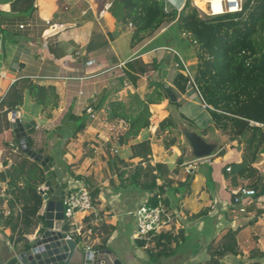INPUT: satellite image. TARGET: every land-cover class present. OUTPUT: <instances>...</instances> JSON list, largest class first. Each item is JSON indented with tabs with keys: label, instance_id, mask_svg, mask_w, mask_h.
Wrapping results in <instances>:
<instances>
[{
	"label": "crops",
	"instance_id": "crops-1",
	"mask_svg": "<svg viewBox=\"0 0 264 264\" xmlns=\"http://www.w3.org/2000/svg\"><path fill=\"white\" fill-rule=\"evenodd\" d=\"M112 1L37 0L30 13L18 15H10L7 3L0 4V10L4 12L0 16V28L5 30L3 34L0 33V98L18 77H29L39 84H53L59 101L50 120L40 115L41 106L32 102L28 92L24 91L23 102L19 107L20 118L23 122L32 120L36 124L34 131L28 134L33 141L31 148H43V155L48 154L47 149L54 150L51 156L53 170L58 173V182L66 183V187L86 185L91 191L98 190L93 208L74 215V219H83L84 222L97 219L91 238L83 240L79 237V241L91 250L104 247L111 249L124 264H206L226 231L236 230L237 253L214 256V260L218 264H264V255H259L260 252L264 253V195L244 198L245 211L240 212L232 199L234 191L242 186L237 185L233 189L226 186V167L242 160L243 145L236 140L227 141L226 136L212 128L211 118L205 109L196 111L201 101L191 85L187 86L184 94L175 89V68L167 66L164 82L172 87L177 99L181 100L179 114L195 126L184 127L175 143L166 147V131H157L159 121L169 114L166 109L169 100L164 98L159 103L149 104V127L141 129L125 145L117 141L109 143L110 135L119 125L107 123L104 110H95L93 105L102 90L122 74L123 62L152 43L150 40L137 50L130 48L128 53L124 52L130 28L121 24V10L112 8ZM183 1L166 0L170 7L177 9L182 7ZM148 74L141 75L137 83L142 78L146 81ZM137 83L135 87L128 85L120 90L119 97L124 98L129 89L146 98L148 95L143 93L146 82H141L139 86ZM189 88L195 99L189 97ZM184 99L188 102L187 107L183 103ZM185 107L192 109L193 114ZM69 112L75 117L86 119L85 127L76 134H70L66 126L62 125ZM9 114L6 115L8 121ZM198 128L202 136L196 132ZM185 129L196 132L205 142L214 145L209 156L197 159L192 154L185 138ZM7 132V128L0 131V259L22 244L16 245L15 236L11 238L10 227L5 219L10 209L5 192L7 182L3 180V174L15 161L12 155H18L19 158L16 145L12 142L10 144L15 148L2 145ZM142 140L150 142V162H163L170 170L171 188L162 196L168 200L173 219L162 232H171L177 235L178 240L171 243L170 254L154 263L146 251V246L151 247L153 244L147 242L142 246L139 239L147 237L135 239L132 236L135 219L130 213L140 203L147 201L149 193L119 178L108 164L110 159H115L117 166L118 159L131 165L137 163L140 158L131 157L130 145ZM112 148L117 149V152H113ZM180 156L182 162L179 164L177 159ZM94 165L106 169L103 176H96L98 172ZM253 166L264 181V153ZM187 173L192 175L189 193L185 194L183 189L174 192L173 188L185 179ZM251 181L252 178L247 179L243 187L252 188L246 185ZM203 209L206 210L201 216H193ZM12 212L14 215L20 212V205L16 204ZM39 213H44V203ZM40 224L38 222L37 227L29 230L28 242L34 239ZM72 237L76 238L77 235L72 234ZM101 243H104V247L96 248Z\"/></svg>",
	"mask_w": 264,
	"mask_h": 264
},
{
	"label": "trees",
	"instance_id": "trees-1",
	"mask_svg": "<svg viewBox=\"0 0 264 264\" xmlns=\"http://www.w3.org/2000/svg\"><path fill=\"white\" fill-rule=\"evenodd\" d=\"M204 2L208 0H203ZM9 5L10 15L28 14L36 6L37 0H0ZM111 7L121 10L120 22L130 28L129 47L137 50L144 43L161 39L162 42L138 50L131 58L122 64V74L105 87L96 103L95 110L103 109L105 121L119 125L110 135V142L117 141L120 145L134 139L139 131L150 126L151 112L149 104L159 103L167 98L161 89L164 79L160 76V65L163 62L162 51L174 52L181 59L183 66L176 69L173 78L175 89L184 94L191 85L205 110L209 114L211 127L226 136L227 141L236 140L243 145L242 160L229 167L226 172V186L229 189L245 185L247 179H253L249 184L255 190L254 196L264 195V181L257 175L253 164L264 153V0H244L240 11L216 15L202 14L191 0H185L182 7H167L165 0H113ZM220 11V10H219ZM4 12L0 10V16ZM168 29V31H166ZM0 28V33H4ZM150 46V45H149ZM151 71L146 77L145 89L150 90L146 98L136 91L126 90L125 97H119V91L128 85L136 86L137 80L144 73ZM191 88H189L190 92ZM24 91L29 98L41 106L40 115L50 120L58 107L59 95L53 84H39L29 77H18L6 89L0 98L1 115L5 118L7 137L3 146L15 148L10 143L14 140L10 122L6 119L8 112L19 109L23 102ZM188 92V94H189ZM185 101V100H183ZM170 106L178 107L177 102L168 101ZM180 119H186L177 113ZM252 120L256 124H250ZM85 117H75L67 113L62 125L70 134H76L85 127ZM187 121V119H186ZM175 115L169 113L159 121L158 132H169L177 126ZM189 127L192 122L187 121ZM30 146L33 141L28 136ZM174 136L164 141L168 147L174 144ZM131 157H139L134 165L127 161L115 159L108 161L112 172L124 181L135 184L141 190L148 192L146 203L155 205L158 195L168 207L167 198L162 194L171 188L170 170L163 162L151 163V147L149 140H142L130 145ZM44 154L43 148L34 149ZM19 158L13 161L4 171L6 180V200L10 212L6 215L10 227L11 238L23 249L29 247L26 240L31 228L42 223L44 214L39 211L44 203L43 194L38 188L45 181V172L41 165L20 150ZM52 161L50 154H45ZM182 162V156L177 163ZM128 167H132L127 169ZM56 177V173L53 170ZM78 177V176H76ZM192 175L187 173L183 181L173 188L174 192L183 189L185 194L190 191ZM122 182V181H121ZM62 188L66 183H60ZM93 204L98 190L91 191ZM16 204L20 212L13 214ZM206 209L194 214L201 216ZM4 217V215H1ZM37 228L36 234L41 232ZM236 230H227L221 243L213 248L211 258L206 264H212L214 256L227 253L236 254ZM75 240L79 241L77 236ZM177 242V235L171 232H160L139 239L144 246L151 262H158L161 257L171 253L172 242ZM104 247V243L96 248ZM263 256L264 253L259 254Z\"/></svg>",
	"mask_w": 264,
	"mask_h": 264
},
{
	"label": "water",
	"instance_id": "water-1",
	"mask_svg": "<svg viewBox=\"0 0 264 264\" xmlns=\"http://www.w3.org/2000/svg\"><path fill=\"white\" fill-rule=\"evenodd\" d=\"M161 89L167 99L177 102V94L167 83H161ZM10 127L14 133L12 144L30 159L37 161L45 172L43 187L44 219L40 224L41 232L36 234L27 249H13L0 259V264H124L109 248L87 249L82 241L68 237L69 226L64 221L61 197L63 190L54 175V163L50 158L31 148L28 134L35 129V122H23L19 109L10 112ZM185 138L196 158L211 154L214 145L205 142L196 132L184 130ZM47 190V191H45ZM213 264H218L214 261Z\"/></svg>",
	"mask_w": 264,
	"mask_h": 264
},
{
	"label": "built area",
	"instance_id": "built-area-1",
	"mask_svg": "<svg viewBox=\"0 0 264 264\" xmlns=\"http://www.w3.org/2000/svg\"><path fill=\"white\" fill-rule=\"evenodd\" d=\"M243 1L244 0H208L205 2L204 9H201L192 0L194 6L206 15L240 11ZM215 5L220 7L219 12L214 10ZM19 27L22 28L23 25L20 24ZM201 107L205 109V105L202 103ZM250 124L259 125L252 120H250ZM112 151L116 153L117 149L112 148ZM226 170H229V167H226ZM41 187H43V185H41ZM62 190L63 194L61 201L63 204L64 221H66L69 226L68 237H72V234H75L83 240H88L93 233V226L97 219H93V221L90 222H84L82 221L83 219H74V215L76 212H87L93 208L94 205L91 190L85 185H69L62 188ZM254 194L255 190L253 188L239 187L234 191L232 199L233 203L238 205V210L240 212H243L245 211L243 199L253 196ZM157 197V204L150 205L146 202H142L130 211L135 219V229L132 233V236L135 239L147 237L149 233L152 235L160 233L171 223L173 214L163 203L161 196L158 195ZM86 248L90 249L89 246Z\"/></svg>",
	"mask_w": 264,
	"mask_h": 264
},
{
	"label": "rangeland",
	"instance_id": "rangeland-1",
	"mask_svg": "<svg viewBox=\"0 0 264 264\" xmlns=\"http://www.w3.org/2000/svg\"><path fill=\"white\" fill-rule=\"evenodd\" d=\"M166 1V0H165ZM194 1V3L198 6V7H200L201 9H204V7H205V2L203 1V0H193ZM181 2H182V0H181ZM184 2V1H183ZM167 3V2H166ZM191 3H192V5H194L193 4V2H192V0H191ZM167 7L169 8L170 7V5L167 3ZM214 10L215 11H217V12H219V10H220V7L218 6V5H215V7H214ZM201 13L202 14H204L202 11H201ZM166 31H168V29L166 30ZM129 38H130V35H129ZM128 38V39H129ZM162 42V40L161 39H155L151 44H150V46L149 47H151V46H153L154 44H158V43H161ZM125 53H128L129 52V50H130V47H129V40L127 41V43H126V46H125ZM162 56H163V62L161 63V65L159 66L160 68V76L163 78L164 77V75H165V71H167V66H170V67H173V68H175V69H179L180 67H182L183 66V63H182V61H181V59L179 58V56L177 55V54H175L174 52H172V51H169V50H163L162 51ZM148 73H151V71H148V72H146V73H144V74H148ZM143 74V75H144ZM142 75V76H143ZM141 82H145V79L144 78H142V79H140V81H138V83H137V86H139L140 84H141ZM151 90V89H150ZM150 90H147V89H145V91H143V93H145V95H148V93H149V91ZM189 97H191V98H193V99H195V97H194V94H193V92H192V90H190V92H189ZM143 98H145V96L143 97ZM180 98V97H179ZM185 101H183V103L185 104V106L187 107V100L186 99H184ZM180 101L181 100H178L177 99V103H178V107L177 108H175V107H173V106H170L169 104H167V110H168V112L169 113H171L172 115H175V119L177 120V126L175 127V128H173L172 130H170L168 133H169V135H168V133L167 132H165L166 134H165V137H166V139H169L170 137H171V135L172 134H174V137L176 138V140H177V138L182 134V130H183V128L184 127H186L187 128V121L185 120V119H180V118H178L177 117V113H179V110H178V108L180 107ZM184 108V109H187L188 111H190V113L191 114H193V111H192V109H190V108ZM199 109V110H198ZM203 110V108L201 107V105H200V108H197V112H200V110ZM0 115H1V113H0ZM10 116V115H9ZM30 121V120H29ZM185 125V126H184ZM193 126H195V124H193ZM4 128H6V123H5V118L3 117V116H0V131L2 132V130L4 129ZM196 132L198 133V134H200L201 136H202V134L200 133V130H199V128L198 129H196ZM49 134H50V132H48V133H46V136H47V139L49 138ZM47 142H48V140H47ZM54 150L52 149H47L46 150V153H48V154H52V152H53ZM12 159H14V160H16V159H18V155L15 157L14 155H12ZM94 169L98 172L97 173V177L98 176H100L101 174H102V176H103V173H105V171H106V169L104 168V167H102V168H99L98 167V165H94ZM55 173H56V175H57V177H58V173L56 172V170H55ZM86 186V185H85ZM88 189H90L88 186H86ZM91 190V189H90ZM45 191H47V190H45ZM230 195H228V197H229ZM33 229V228H32ZM90 238H91V236H90ZM215 261V260H214ZM213 261V262H214ZM213 262H212V264H213Z\"/></svg>",
	"mask_w": 264,
	"mask_h": 264
}]
</instances>
